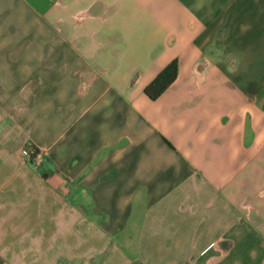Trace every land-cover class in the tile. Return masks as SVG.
<instances>
[{"label": "crops", "instance_id": "obj_1", "mask_svg": "<svg viewBox=\"0 0 264 264\" xmlns=\"http://www.w3.org/2000/svg\"><path fill=\"white\" fill-rule=\"evenodd\" d=\"M0 264H264V0H0Z\"/></svg>", "mask_w": 264, "mask_h": 264}, {"label": "trees", "instance_id": "obj_2", "mask_svg": "<svg viewBox=\"0 0 264 264\" xmlns=\"http://www.w3.org/2000/svg\"><path fill=\"white\" fill-rule=\"evenodd\" d=\"M177 61L172 60L167 64L145 87L144 92L150 99H156L176 78Z\"/></svg>", "mask_w": 264, "mask_h": 264}, {"label": "built area", "instance_id": "obj_3", "mask_svg": "<svg viewBox=\"0 0 264 264\" xmlns=\"http://www.w3.org/2000/svg\"><path fill=\"white\" fill-rule=\"evenodd\" d=\"M20 154L23 157L28 158V159L35 160L37 157L36 149L31 144L24 145L20 151Z\"/></svg>", "mask_w": 264, "mask_h": 264}, {"label": "rangeland", "instance_id": "obj_4", "mask_svg": "<svg viewBox=\"0 0 264 264\" xmlns=\"http://www.w3.org/2000/svg\"><path fill=\"white\" fill-rule=\"evenodd\" d=\"M27 144H29V143H26L25 145H27Z\"/></svg>", "mask_w": 264, "mask_h": 264}]
</instances>
